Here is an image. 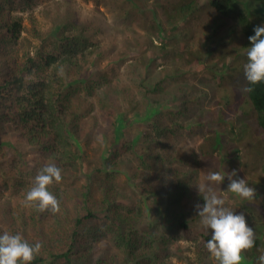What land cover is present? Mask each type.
<instances>
[{"label":"trees","instance_id":"trees-1","mask_svg":"<svg viewBox=\"0 0 264 264\" xmlns=\"http://www.w3.org/2000/svg\"><path fill=\"white\" fill-rule=\"evenodd\" d=\"M13 2L26 9L37 0ZM123 2L129 20L135 18L136 10L151 15L155 32L143 46L136 44L143 57L151 47L162 52L167 44L171 46L167 52L172 54L196 49L198 61L189 64L200 70L196 78L200 93L188 98L189 89L192 93L195 87L187 83L168 96L170 102L178 101L177 111L166 114L164 104L150 101L147 111L133 108L134 117L129 118L130 113L118 101L102 93L106 77L96 78L86 69L101 50L93 23H78L65 8L54 21L49 50L41 46L32 53L28 46H21V55H7L8 45L24 44L29 38L24 36V17L7 13L0 2V126L12 128L45 161L62 170L65 194H73L75 203L69 208L52 184L49 191L60 200L59 213H42L34 204L28 210L25 196L20 198L21 206L14 208L11 203L7 207L0 235L19 233L31 244L41 243V252L31 264H173L171 244L182 239L196 243L200 255L211 257L206 248L211 230L201 223L195 207L205 203L206 193L201 194L197 187L204 183L225 199V207H234L233 201L240 205L233 212L243 213L256 233L255 247L244 254L243 264H258L264 243V82L249 85L244 65L251 47L249 37L261 26L257 22L264 20L258 11L250 14L240 8L237 0ZM258 3L262 6L261 0ZM206 9L215 11L218 18L214 15L206 26L203 33L210 38L199 47L197 36L206 23ZM231 14L235 25L217 40L216 32L225 21L221 18ZM32 26L28 34L32 31L43 38L36 25ZM242 38L248 42L243 45L246 57L241 67H234L241 55L229 63L225 55H213L216 50L209 45L215 40L221 44ZM186 75L181 72V78L188 80ZM152 85L140 84L146 91L157 92L159 83ZM245 87L252 91H243ZM212 98L216 99L214 110ZM122 101L127 106L135 104L127 93ZM89 115L106 150L98 160L94 159L97 150L82 140L80 126ZM130 123L145 127L134 136ZM185 139L196 144L185 145ZM180 142L184 143L181 148ZM233 170L257 190L254 199L227 192V176L223 184L207 180L209 172L226 175ZM11 190L8 181L0 182V196ZM99 237H109L118 255L95 259L87 246L90 238Z\"/></svg>","mask_w":264,"mask_h":264},{"label":"rangeland","instance_id":"rangeland-1","mask_svg":"<svg viewBox=\"0 0 264 264\" xmlns=\"http://www.w3.org/2000/svg\"><path fill=\"white\" fill-rule=\"evenodd\" d=\"M148 1L155 3V0ZM0 2L5 4L4 8L5 11L7 10V13L11 12L13 16L20 15L24 17L23 25L27 29V33L24 36L29 38L24 44L8 45L6 47L7 55H21L22 52L18 50L19 47L22 48L21 46H28L32 53L37 51L41 46L49 50L52 43L50 33L54 29V21L63 14L65 8L73 12L74 19L78 23H93L94 28L97 30V40L101 42V50L96 57L92 58L90 65L86 69L96 78L103 77L105 79L106 77V83L101 87L102 93L108 99H111V101H118L130 113L129 118L134 117L133 108L147 111V105L150 107L151 102H155L157 106L164 104L163 111L166 114L169 110L173 112L177 111L179 106L178 101L170 102L168 96L172 92H176L178 87L187 85V83L195 87V91L192 93L189 89L188 98H194L197 95L195 93H200L201 87L197 82L199 79L196 80V78H199L200 70L196 64H189L198 61V58H196L197 53L194 52L196 49L191 50L192 52L188 50L183 55H180L177 51L172 54V52H167L171 47L167 44L162 52H158L157 47H151L150 51L148 50V53L143 57L140 53V46H136V44L140 43L143 46L144 42L151 35V32H155V28L152 27L151 15H147L146 17L142 10H136L135 18L129 20L128 13H126L129 9L123 8L125 4L123 0H37L31 8L26 9L18 6L13 0H0ZM261 2L262 6L258 3V0H237L236 4L250 14L258 11V17L264 20V2L262 0ZM158 7V15L162 17V9L159 4ZM141 11L144 17L141 15ZM214 15L215 18H218L215 11L211 9L205 10L204 19L206 23L200 27V33L197 36V46L201 47L202 43L210 38V35L207 37L203 32H205L206 26L211 22ZM223 20L225 21L221 23V27L216 32L215 37L217 40L218 37L226 34L228 29L235 25L232 14L229 18L222 17L220 21ZM33 23L36 25L37 30L43 33V38L35 37L32 31L30 35L28 34V29L33 27ZM257 23L264 26V21ZM209 30L213 32L212 28ZM229 40L230 42L226 40L221 44H218L215 40L213 44H209L210 47L216 50L213 55H225V59H228L229 63L232 57L237 58L241 55L234 62V67H241L243 59L246 57L243 45L248 40L245 38L235 39L232 42V39ZM156 44L158 43L156 42ZM226 45L227 49H223ZM199 59H201V56ZM146 62L150 63L147 67H144ZM181 72H187L186 76H188V80L187 77L181 78ZM142 81H145L151 87L153 86L152 83H159L158 91H146L145 88L140 86ZM123 93H127L129 99L135 101L133 107L127 106L122 101ZM215 101L216 99L212 98V104L210 103L212 110L216 106ZM96 105L100 107L99 104ZM205 109L206 107H204V111ZM228 119L229 115L227 116ZM93 121L92 115L87 116L82 121L80 130L82 131V140L86 143L85 145L88 148L94 147L97 150L94 159L98 160L101 158L100 152L105 153L106 150H104V144L100 142L103 139L102 136L99 137L97 130L93 127ZM191 122H195V120ZM141 127H145V125L138 126L135 123H130V134L137 135L140 133L139 129ZM185 138L189 139L190 137L185 136ZM186 141L187 144L185 145L192 146L196 144L194 140ZM0 142H6V145L0 143V182L8 181L12 186L10 192L0 196V221L2 222L7 207L11 203H13L14 208H17L18 205L21 206L20 198H24L33 186L36 175L46 164L52 162L45 161L37 149L28 145L9 126H0ZM8 142L12 143V146H8ZM180 145L181 148L184 146V143L180 142ZM142 147L143 145L140 148ZM256 158L258 159V163H261L262 159L260 157ZM256 184L260 186L259 183L256 182ZM53 187L60 190V198L64 199L67 206L73 209L72 207L75 204L74 195L65 194L66 189L61 182H54ZM260 187L262 188V186ZM259 201H261L260 198H258L257 203ZM233 204L234 207L229 205L227 208L232 211L234 208L239 210L240 205L234 201ZM253 207L260 209L259 206ZM26 209L32 210L31 205H28ZM195 244L189 239H182L172 243V249L175 253L172 258L173 264H217L214 257L200 255ZM87 248L95 259L106 257L107 255H118V249L111 243L109 237L90 238ZM261 255H264V243L261 247Z\"/></svg>","mask_w":264,"mask_h":264},{"label":"clouds","instance_id":"clouds-1","mask_svg":"<svg viewBox=\"0 0 264 264\" xmlns=\"http://www.w3.org/2000/svg\"><path fill=\"white\" fill-rule=\"evenodd\" d=\"M254 35L249 37L251 47L247 51L248 62L244 65V76L249 85L264 82V26H257ZM243 91L251 92V87ZM229 180L227 192L251 200L257 190L248 186L246 178H239L236 170L230 174L218 171L209 172L207 180L215 184H223L225 177ZM62 180V170L54 163L46 164L36 175L33 186L26 193L28 205H35L40 212L50 211L53 214L61 211L60 200L49 191V186ZM205 203L197 204L196 211L205 228L211 230V238L206 248L218 264H243L245 253L255 247L256 233L249 226L246 216L235 214L225 207L226 201L207 184L198 186ZM42 245L39 242L29 243L21 234L5 231L0 235V264H31L40 254ZM258 264H264L261 255Z\"/></svg>","mask_w":264,"mask_h":264}]
</instances>
